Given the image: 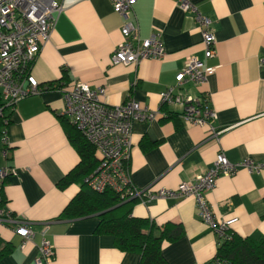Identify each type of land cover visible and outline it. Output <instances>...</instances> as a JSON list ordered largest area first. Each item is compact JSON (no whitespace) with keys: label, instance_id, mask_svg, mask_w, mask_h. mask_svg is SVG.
<instances>
[{"label":"crops","instance_id":"0c3cea01","mask_svg":"<svg viewBox=\"0 0 264 264\" xmlns=\"http://www.w3.org/2000/svg\"><path fill=\"white\" fill-rule=\"evenodd\" d=\"M57 1L62 9L31 66V74L47 89L20 100L7 129L14 173L4 183L0 211L27 221L34 237L22 248L14 233L17 223L0 219V247L12 246L0 264H35L46 225L44 237L53 248L47 264H139L138 253L120 250L111 235L95 232L97 214L59 217L80 189L78 183L57 185L79 161L61 122L65 103L60 90L78 80L92 89L103 87L99 98L107 104L133 99L159 110L154 120L131 125L127 166L137 188L174 189L211 167L220 152L231 162H264V0H190L213 21L216 55L206 63L216 68L206 83L188 84L184 92L208 96L216 135L174 114L165 116L162 112L169 114L172 108L159 106V92L173 82L185 59H203L192 15L174 0H135L139 35L159 32L165 55L122 65L110 58L122 40V18L110 0ZM205 194L216 218L235 219L231 229L236 235L264 236V169L250 173L240 167L233 175H220ZM131 215L158 227L182 226L181 237L161 245L168 264H206L216 255L217 237L198 217L192 196L137 200Z\"/></svg>","mask_w":264,"mask_h":264},{"label":"built area","instance_id":"2783aa9c","mask_svg":"<svg viewBox=\"0 0 264 264\" xmlns=\"http://www.w3.org/2000/svg\"><path fill=\"white\" fill-rule=\"evenodd\" d=\"M110 1L113 10L122 18V40L113 48L110 57L112 63L136 65L143 59H162L165 48L160 33L153 31L145 38L139 35L133 11L135 0ZM174 1L196 20L201 33L203 59L197 56L185 59L174 75L173 82L159 92V106L172 108L169 114L162 112L165 116L174 114L184 123L206 127L212 135H216L219 131L212 124L215 113L208 103V96L200 94L193 97L184 92V86L188 84L200 86L206 83L207 76L216 68L206 63L216 55L213 21L190 0ZM61 9L62 5L57 0H0V201L3 200L4 183L14 173L10 164L11 150L7 131L9 115L20 100L47 89L46 86H40L31 74V66L43 43L48 40L56 15ZM60 91L65 103L62 116L78 129L96 152L98 164L84 178L88 187L96 192L111 190L121 199H137L142 202L154 197L192 196L198 217L215 233L218 246L232 238L231 223L235 219L216 218L205 193L215 187L220 175H233L240 167L250 173H259L264 169V162L251 159L231 162L220 152L211 167L195 175L192 180L181 182L174 189L137 188L130 181L127 166L131 125L134 121L154 120L159 110H150L133 99L117 105L107 104L99 98L104 94L103 87L92 89L78 80ZM0 219L17 223L14 233L20 237L22 248L34 237L27 221L19 222L2 211ZM46 229L47 225L41 230L42 238L38 246L40 255L35 264L48 263L53 255L52 245L44 237ZM206 264H227V261L216 254Z\"/></svg>","mask_w":264,"mask_h":264},{"label":"trees","instance_id":"16d2710c","mask_svg":"<svg viewBox=\"0 0 264 264\" xmlns=\"http://www.w3.org/2000/svg\"><path fill=\"white\" fill-rule=\"evenodd\" d=\"M61 122L79 155V161L57 185L65 188L71 183H78L80 189L69 200L59 217L72 219L97 214L99 220L95 232L111 235L115 246L120 250L138 253L139 264H168L162 255L161 245L164 241H174L181 237L182 226L178 223H166L158 227L147 218L133 217L131 210L137 199L124 200L111 190L96 192L88 187L84 178L98 164L94 147L64 116ZM11 248V243H4L0 247V258L9 253ZM216 254L225 259L227 264H264V236L242 237L233 232L229 241L218 246Z\"/></svg>","mask_w":264,"mask_h":264}]
</instances>
